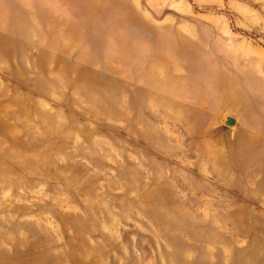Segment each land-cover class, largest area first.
I'll return each mask as SVG.
<instances>
[{
	"label": "rangeland",
	"instance_id": "1",
	"mask_svg": "<svg viewBox=\"0 0 264 264\" xmlns=\"http://www.w3.org/2000/svg\"><path fill=\"white\" fill-rule=\"evenodd\" d=\"M0 264H264V0H0Z\"/></svg>",
	"mask_w": 264,
	"mask_h": 264
},
{
	"label": "water",
	"instance_id": "2",
	"mask_svg": "<svg viewBox=\"0 0 264 264\" xmlns=\"http://www.w3.org/2000/svg\"><path fill=\"white\" fill-rule=\"evenodd\" d=\"M227 122H228V123H232V122H233V119H232V118H228V119H227Z\"/></svg>",
	"mask_w": 264,
	"mask_h": 264
},
{
	"label": "bare ground",
	"instance_id": "3",
	"mask_svg": "<svg viewBox=\"0 0 264 264\" xmlns=\"http://www.w3.org/2000/svg\"><path fill=\"white\" fill-rule=\"evenodd\" d=\"M238 70H239V68H238ZM233 85H234V84H233ZM232 87H233V86H232ZM233 97H234V96H233ZM233 99H234V98H233ZM234 101H235V100H234ZM229 103H230V102H229ZM203 105H204V104H203ZM203 105H202V106H203ZM233 105H234V104H233ZM225 106H226V105H225ZM235 106H236V105H235ZM203 108H204V107H203ZM209 110H210V109H209ZM208 112H209V111H208ZM210 112H211V110H210ZM210 112H209V113H210Z\"/></svg>",
	"mask_w": 264,
	"mask_h": 264
}]
</instances>
